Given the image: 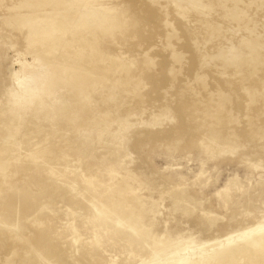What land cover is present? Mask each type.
<instances>
[{"label": "rangeland", "instance_id": "374dc122", "mask_svg": "<svg viewBox=\"0 0 264 264\" xmlns=\"http://www.w3.org/2000/svg\"><path fill=\"white\" fill-rule=\"evenodd\" d=\"M225 1L99 0L127 21L84 31L104 72L64 60L72 21L32 31L63 0H0V264H159L264 227V0Z\"/></svg>", "mask_w": 264, "mask_h": 264}, {"label": "bare ground", "instance_id": "6f19581e", "mask_svg": "<svg viewBox=\"0 0 264 264\" xmlns=\"http://www.w3.org/2000/svg\"><path fill=\"white\" fill-rule=\"evenodd\" d=\"M63 1L67 4L65 9H55L51 11V14H54V15L48 21L46 18V19H43V21L41 22H34L32 25V31L33 30L45 31L44 24L47 22H51V20L56 21L59 25L62 26V28H64L65 24H66L65 25L66 28L69 27L72 21L75 27L78 26L79 28L82 29L81 35L78 34L74 38H69L63 41V47L61 51V53L64 52V54H65V51L67 52L66 58L64 56L65 61L66 60L69 61L72 58L77 59L76 63L71 67L75 68L76 70H80L79 63L82 62L84 64L94 63V65L96 63L99 67L98 69L104 72L121 68L122 64L119 63V60L115 56L105 51V48L102 45V40H100L99 37H95L92 40H90L89 37L86 35L87 33L85 34V32H88L90 35L95 36L96 29H103L107 33L109 29H112L111 27H116L121 32L125 33L124 31H125L127 21L125 20V18L121 19V15H122L121 11H113L112 8H110L109 6H106L104 3L102 5L98 4L99 0H63ZM226 1L233 2L232 9L231 8L230 9L234 11L236 15H239L240 10H239L238 4L242 3V0H226ZM226 1L225 3H227ZM64 20L66 21V23L63 25ZM46 29L49 32H54V27L52 26H47ZM71 29H74V28L72 27ZM76 33L78 32L76 31L75 34ZM35 48L36 47H34V49ZM38 50L39 52L41 51L40 47H38ZM77 50H79L78 52L79 55L76 54ZM48 55H50L48 59L49 58L53 59L54 57L53 53L49 52ZM57 55L63 57L62 54L60 55L57 53ZM57 55L55 53V58H54L55 60L59 58V56ZM43 56H44V59L47 57L45 53L43 54ZM175 58H176V61L180 62L181 58L179 54H176ZM57 61H59V59H57L56 62ZM44 62L47 63L49 62V60L44 61ZM58 63H63V62L60 60V62ZM113 63L115 64L117 63V65L115 64L113 65ZM66 66L67 65L61 64V65H56L55 67H57L56 68L57 70L63 72ZM85 72L90 73V71L88 70ZM81 76L82 74L76 73L71 76V79L77 82V80L81 79ZM98 77L101 78V76H98ZM54 78H57V76H54L53 73L51 74L49 73L47 74V77H45V80H53ZM135 82H136V86L138 87L136 89H139L141 82H142L139 75L138 77L135 78ZM218 94L220 95V97H222L221 99H223L224 101H227V102L230 101V98L227 96V94L225 95L222 91H219ZM140 96L141 94L138 95V97ZM11 99L14 100L18 98L13 94V96H11ZM222 104H224V102ZM36 110H38L36 106L32 108V111H36ZM87 168L90 171H93L94 166L88 165ZM4 172L5 174L7 173L6 169H4L3 165L1 164L0 174ZM111 195L113 196L112 202L107 205H103L104 207L106 206L108 210V214H112L113 212H116V211H121L122 213H124L125 207L124 205H122V202L127 200V197L125 196V194L122 193V191L116 190V191H113ZM128 206L134 207L135 202L128 201L127 207ZM17 235L18 234H16V236ZM18 237L19 236H17V238ZM238 238H240L238 241L233 240V238L226 239L227 243H225L224 242L225 240H223L224 245H222L221 247L214 248L208 251L207 250L201 251L200 253H197V254L195 253L194 255L192 254V255L182 257L177 254L168 260L165 259L166 260L165 262H160L159 264H264V227H260V228H257L256 230H253L252 233L247 237L245 235H239ZM170 248L172 250L176 249L175 246H171ZM193 252H194V249H193ZM12 253H13V249H12ZM5 263H6V260H5Z\"/></svg>", "mask_w": 264, "mask_h": 264}]
</instances>
